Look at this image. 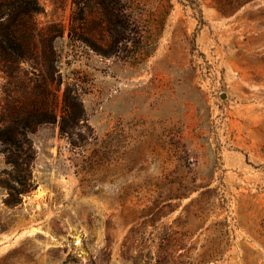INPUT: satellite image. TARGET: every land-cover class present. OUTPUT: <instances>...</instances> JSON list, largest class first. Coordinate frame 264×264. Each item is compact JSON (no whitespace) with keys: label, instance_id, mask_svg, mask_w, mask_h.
<instances>
[{"label":"rangeland","instance_id":"1","mask_svg":"<svg viewBox=\"0 0 264 264\" xmlns=\"http://www.w3.org/2000/svg\"><path fill=\"white\" fill-rule=\"evenodd\" d=\"M37 1V27L60 31L57 118L70 86L85 141L73 147L57 123L26 130L31 150L11 149L33 152L25 183L0 144V264H264V0L226 13L124 0L146 38L115 44L97 0ZM81 27L98 51L73 38ZM3 64L11 123L47 95L33 61Z\"/></svg>","mask_w":264,"mask_h":264},{"label":"trees","instance_id":"2","mask_svg":"<svg viewBox=\"0 0 264 264\" xmlns=\"http://www.w3.org/2000/svg\"><path fill=\"white\" fill-rule=\"evenodd\" d=\"M97 1L103 11H105L109 22L106 31L109 33L113 44L146 38L143 34L144 31L140 27L127 26V19L132 16L129 14L125 16V13H123L125 12L122 2L124 0ZM213 1L219 11L226 13L227 10L241 7L251 0ZM189 5L194 11L200 12L199 4L196 0H189ZM41 11L42 8L37 0H0V53L2 54L0 61L4 62L3 67L9 73L17 70L16 64L20 60L33 61L38 68V73H35L39 77V83L36 85L37 89L41 88L44 97L47 95V99L40 103L41 107L39 105L23 119L16 122L14 120L11 123L6 120L0 122V144L5 145V148H9V151H5L7 162L12 165L15 171L21 169L24 172L23 180L19 179V177L16 179L20 180V182L24 181V183L31 176L29 167L34 158L33 152L30 151L31 146H29V140L26 137V130L32 131L40 123H57L59 134L66 137L73 147L81 146L82 142L85 141V136L76 132L77 128L81 127L80 121H86L85 112L75 89L70 86H65L64 88L61 116L59 119L57 118L56 92L58 88H54L53 83L55 80L54 72L57 70L58 56L54 50L53 41L60 35V31L55 25L49 26L45 32L37 27L34 15ZM81 29L83 31L73 38L98 51L90 37L85 35L91 32L90 29L85 27H81ZM84 29L88 30L84 31ZM162 29L159 27L155 28L152 33L149 32V42L157 43ZM127 30H129L130 34L125 35ZM39 44H41L43 50V54L39 58L31 60L25 56V51L38 49ZM99 53L108 54L101 51ZM12 122L17 123V125L12 124ZM25 145L30 149L27 154H25V151L19 153L11 150L22 151ZM9 200L7 199L6 201L9 202Z\"/></svg>","mask_w":264,"mask_h":264}]
</instances>
